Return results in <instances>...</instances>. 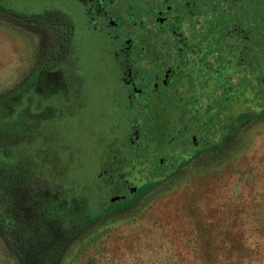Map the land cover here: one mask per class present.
Here are the masks:
<instances>
[{"label": "rangeland", "instance_id": "obj_1", "mask_svg": "<svg viewBox=\"0 0 264 264\" xmlns=\"http://www.w3.org/2000/svg\"><path fill=\"white\" fill-rule=\"evenodd\" d=\"M192 1L215 22L205 38H222L225 51L248 44L243 34L252 40L245 62L225 70L219 112L223 137L233 142L218 159L182 163L173 180L150 183L136 206L109 214L113 197L153 179L147 155L174 162L183 140L188 153L206 150L220 125L208 123V136L203 119L216 110L197 109L200 118L186 120V102L210 99L205 76L195 95L177 90L174 112L160 113L166 119L145 124L152 148L138 152L129 140L138 128L127 108L131 87L108 60L112 36L90 28L79 0H0L11 17H0V116L28 138L16 158L32 165V181L0 180V264H19L20 255L49 264L59 252V264H264V0ZM47 9L75 21L68 42L60 29L21 15ZM63 41L69 56L45 68Z\"/></svg>", "mask_w": 264, "mask_h": 264}, {"label": "flooded vegetation", "instance_id": "obj_2", "mask_svg": "<svg viewBox=\"0 0 264 264\" xmlns=\"http://www.w3.org/2000/svg\"><path fill=\"white\" fill-rule=\"evenodd\" d=\"M79 2L84 8L90 28L98 33L106 31L109 37L112 36L113 49L108 55V60L114 62L122 71L120 81L123 86L131 87L127 108L135 116L134 122L138 128L129 139L130 147L138 152L151 149L145 133V124L150 120L159 123L166 119L160 114L164 111L168 110L169 115L174 112L178 105L177 98L182 94V91L177 90L185 89L190 95H195L193 89L196 87L197 79L204 75L206 84L204 87L212 90L210 99L204 103L198 102V99L186 102L189 106L186 120L190 123L198 120L200 114L195 112L197 109L205 111L215 109L212 117L206 112L203 119L208 136L211 133L208 131V123L220 126L214 128L216 131L212 129L215 133L211 135V141L207 142L204 148L214 151V146L217 145L215 149L217 157L222 156L225 138L222 133L223 117L219 110L224 104L225 70L226 68L234 70L240 61L245 62V49L248 48L249 52L251 50L250 35L243 34L242 39L248 44L243 43L241 49L225 51L221 43L222 38H205L208 27L214 26L215 22L209 24L210 12L207 6L197 12L192 0H79ZM238 27L239 23L235 24L233 29L237 30ZM198 35L202 37L197 38ZM212 40L216 42H209ZM231 43L233 46L234 42ZM210 44L213 46L209 48ZM68 52L66 47L63 48L62 57L67 59ZM64 62L65 60L62 63ZM248 63L249 66L255 64L251 56ZM45 68H49L48 65ZM167 96L168 104H165L162 99ZM191 144L196 148L199 145L198 137L194 133ZM178 146L181 151L174 162L168 163L161 158L157 164L147 155L144 165L151 172H178L184 160L191 162L198 159V155L194 154L200 149L188 153V142L184 140ZM138 167L145 168L142 165ZM134 169H137L136 163L129 171ZM137 189L138 187L131 188L128 195H120V198L112 203L131 198Z\"/></svg>", "mask_w": 264, "mask_h": 264}, {"label": "trees", "instance_id": "obj_3", "mask_svg": "<svg viewBox=\"0 0 264 264\" xmlns=\"http://www.w3.org/2000/svg\"><path fill=\"white\" fill-rule=\"evenodd\" d=\"M9 9L0 3V17H9ZM23 20L30 22L32 24H37L52 29H60L64 33L65 43L69 41V38L73 35V32L76 27L75 21L71 16L60 9H47L40 13H22ZM11 18V17H9ZM63 41V44L60 45L55 52L53 53V63L48 64L49 68H54L55 66L61 64L66 57H62L63 48L66 47V44ZM28 138L21 131V129L16 128L10 121L4 119L0 116V180L4 183L16 182L18 180L32 181L31 169L32 165L30 162L22 157L16 158V149L22 143L28 142ZM233 141L230 137L225 138L224 140V149L231 145ZM217 145L214 146V151L211 149L199 151L198 155L199 164H204L208 159H218L216 149ZM188 160H184L183 163H186ZM197 163V164H198ZM185 165V164H183ZM182 164L179 168H181ZM178 172H152V178L147 183L138 187L135 194L124 201H121L119 205H116L117 202L112 203L108 213L109 214H122L129 210L130 208L136 206L140 199L145 196L150 191V183L157 184L163 183L165 181L173 180L174 176ZM18 248L21 250L20 253H23L24 246L22 242H19ZM60 253L52 259L49 264H59ZM19 264H27L23 255H20Z\"/></svg>", "mask_w": 264, "mask_h": 264}, {"label": "water", "instance_id": "obj_4", "mask_svg": "<svg viewBox=\"0 0 264 264\" xmlns=\"http://www.w3.org/2000/svg\"><path fill=\"white\" fill-rule=\"evenodd\" d=\"M120 197L119 196H116V197H113V201H116V200H118Z\"/></svg>", "mask_w": 264, "mask_h": 264}]
</instances>
